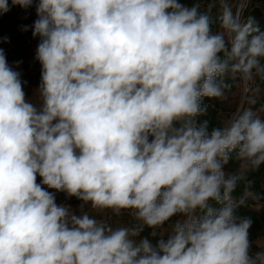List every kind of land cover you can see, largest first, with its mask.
I'll use <instances>...</instances> for the list:
<instances>
[{"label": "clouds", "instance_id": "obj_1", "mask_svg": "<svg viewBox=\"0 0 264 264\" xmlns=\"http://www.w3.org/2000/svg\"><path fill=\"white\" fill-rule=\"evenodd\" d=\"M14 6H35L41 75L36 103L0 49V264H264L233 197L264 166V119H202L226 79L264 80L255 18L235 0H0V15Z\"/></svg>", "mask_w": 264, "mask_h": 264}, {"label": "trees", "instance_id": "obj_2", "mask_svg": "<svg viewBox=\"0 0 264 264\" xmlns=\"http://www.w3.org/2000/svg\"><path fill=\"white\" fill-rule=\"evenodd\" d=\"M182 2L191 6L195 0H182ZM201 10H206L209 4V0H200ZM217 9L214 8L212 10V15L215 16ZM1 16V15H0ZM244 18L249 16L254 17L255 20L259 23L261 29H264V0H250L249 7L243 11ZM218 30L216 24L213 25V31ZM21 34L15 35V37H6L1 36V40H3L2 48L5 50L6 60L9 66H13L12 61L20 62L25 64V57L23 56L24 52L22 50L18 41L21 40ZM5 38L7 40L5 41ZM22 41V40H21ZM5 45L7 47H5ZM37 47V43H35V49ZM1 45H0V49ZM16 56V58L14 57ZM19 56L22 58L19 59ZM22 65V64H21ZM25 68L24 71H29L28 66H23ZM27 68V69H26ZM32 74V73H31ZM29 80H24V79ZM24 80L23 87L26 93V96L29 99H33V102L39 103L38 100L33 97V93L39 86L37 81V75L32 77L30 74H25V77H21V80ZM33 79V81H32ZM227 87L225 89V98L224 99H205L204 103H206L208 107V112L205 117L202 119H207L209 121V127H217L221 124V122L228 117H230L233 113L236 112V109L231 108L229 104L230 95L237 91L239 87V79H226L225 81ZM251 95L253 96V101L249 104L248 108H252L253 111L257 112L259 109L264 108V80H261L259 77L255 78V83L251 87ZM242 109V108H240ZM264 119V117L262 118ZM226 168L229 171H235L237 169V164L235 161L230 162ZM264 181V166H261L257 171H250L245 173V179L241 181L235 191L233 192V197L236 201L243 203L238 207L237 212L240 215H245L251 217L253 224L250 229V240L252 243L256 238L258 233L264 228V214H260L255 210L249 208L250 205H264V185L262 184ZM109 224L113 227H118L120 222L122 226H130L134 223L133 217L126 213L122 212L121 215L116 216L112 212H107L104 217ZM175 218L172 221H169L164 227L166 228L168 225L173 223ZM148 229H145L143 235L148 234Z\"/></svg>", "mask_w": 264, "mask_h": 264}, {"label": "rangeland", "instance_id": "obj_3", "mask_svg": "<svg viewBox=\"0 0 264 264\" xmlns=\"http://www.w3.org/2000/svg\"><path fill=\"white\" fill-rule=\"evenodd\" d=\"M236 6L242 7V12L249 7L250 0H235ZM37 19L35 6L29 9H23L19 6H14L11 8L10 11L7 13H4L0 16V37L1 36H8V37H15L17 34H21V40L18 41V46L22 48L23 50V56L25 57V64L19 63L17 66V62L12 61V64H15L12 66V68L15 71H18L21 73V77H25V74H30L32 77L35 76V73L37 75V81L38 84L40 83V75H41V65L39 61L35 59L36 55V49H35V43H39V38H33L32 36V30L31 26L33 22ZM25 27H27V30H24ZM3 44V40L0 38V45L1 48ZM5 47H7L5 45ZM3 49V48H2ZM5 52V50L3 49ZM16 58V56H14ZM22 58V56H19V59ZM22 64V65H21ZM23 66H28L29 71H24L25 68ZM27 69V68H26ZM32 73V74H31ZM239 79V78H238ZM29 80V79H24ZM22 79V81H24ZM33 81V79H32ZM255 79L251 82H243L239 79V87L237 91L232 93L230 95L229 104L231 105V108L236 109V111L240 108H248L249 104L253 101V96L251 95V87L254 85ZM38 88V87H36ZM257 115H259L261 118L264 117V108L259 109L257 112ZM238 167V162L235 161ZM228 170V169H227ZM229 171V170H228ZM37 182H40V178L37 177ZM264 185V181L262 183ZM49 191L55 192V190L48 189ZM56 195V201L57 203H66L70 204L74 208L80 203L75 197L68 198L65 193L63 192H57ZM250 209L257 211L260 214H264V205H250ZM86 211H88L91 215L95 216L97 219H104L107 212L111 213V210H93L90 207L85 208ZM123 212H126L129 214L128 210H125ZM119 226H122L120 222H117ZM172 224V223H171ZM170 225L166 227V229L170 228ZM253 248L257 246L264 247V228L258 233L256 238L253 240Z\"/></svg>", "mask_w": 264, "mask_h": 264}]
</instances>
